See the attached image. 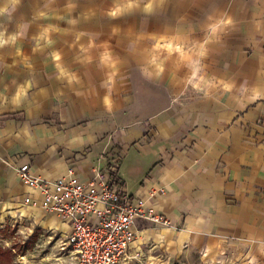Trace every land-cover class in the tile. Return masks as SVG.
I'll use <instances>...</instances> for the list:
<instances>
[{
    "label": "crops",
    "instance_id": "0c3cea01",
    "mask_svg": "<svg viewBox=\"0 0 264 264\" xmlns=\"http://www.w3.org/2000/svg\"><path fill=\"white\" fill-rule=\"evenodd\" d=\"M113 159L169 220L132 242L264 264V0H0V231H69L18 165L86 180Z\"/></svg>",
    "mask_w": 264,
    "mask_h": 264
},
{
    "label": "built area",
    "instance_id": "2783aa9c",
    "mask_svg": "<svg viewBox=\"0 0 264 264\" xmlns=\"http://www.w3.org/2000/svg\"><path fill=\"white\" fill-rule=\"evenodd\" d=\"M20 181L37 191L23 202L38 206L68 222L69 231L61 243L73 254L76 264H119L129 256L130 243L140 234L136 219L169 224L168 218L141 199L133 198L117 175L113 159L96 167L86 180L69 166L65 175L45 179L31 171L28 163L15 167Z\"/></svg>",
    "mask_w": 264,
    "mask_h": 264
},
{
    "label": "rangeland",
    "instance_id": "374dc122",
    "mask_svg": "<svg viewBox=\"0 0 264 264\" xmlns=\"http://www.w3.org/2000/svg\"><path fill=\"white\" fill-rule=\"evenodd\" d=\"M50 214V213H48ZM64 222V221H63ZM14 230L16 232L14 233ZM66 231L49 234L45 227L33 225L23 226L21 229L3 228L0 231L4 239L0 243L14 248V254L8 263L0 261V264H76L73 254L67 248H61V243ZM14 236V237H13ZM11 238L10 240L7 238ZM139 247L144 252V257L129 256L119 264H199L187 259H173L164 261V254L158 252L155 245L142 242H131L130 247ZM135 247V248H136ZM140 257V258H139Z\"/></svg>",
    "mask_w": 264,
    "mask_h": 264
},
{
    "label": "trees",
    "instance_id": "16d2710c",
    "mask_svg": "<svg viewBox=\"0 0 264 264\" xmlns=\"http://www.w3.org/2000/svg\"><path fill=\"white\" fill-rule=\"evenodd\" d=\"M14 251L10 246H2L0 244V261L8 263L13 257Z\"/></svg>",
    "mask_w": 264,
    "mask_h": 264
}]
</instances>
